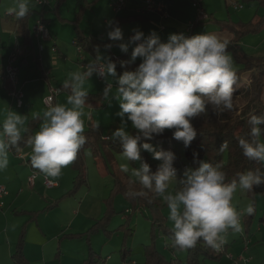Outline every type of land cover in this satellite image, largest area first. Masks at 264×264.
<instances>
[{
    "label": "clouds",
    "instance_id": "1",
    "mask_svg": "<svg viewBox=\"0 0 264 264\" xmlns=\"http://www.w3.org/2000/svg\"><path fill=\"white\" fill-rule=\"evenodd\" d=\"M29 4L30 0H15V7L9 12L18 19L24 18L29 14ZM108 29V40L119 42L122 52L127 53L129 46L135 45L130 59L119 62L120 68L128 69L138 59L141 62L134 70H124L117 76V64L98 54L82 70L69 73L63 87L70 89L67 97L70 107L50 106L43 113L40 129L26 141L31 148V166L53 183L61 176L62 169L77 159L87 142L83 109L89 92L85 83L94 74L105 79L114 77L115 93L112 82H107L102 93L109 104L110 98L119 103L116 116L120 118V125L112 138L119 142L125 160L140 162L139 168H130L127 163L120 165V171L129 176L128 195L148 197L151 193L162 199L173 225L174 247L186 250L202 240L213 250L221 251L228 230L241 231L242 213L232 203L234 194L238 189L251 191L254 186L264 184V172L259 168L247 170L238 173V179L226 182L220 163L197 160L198 154L193 153V162L198 167L186 168L183 178L177 181L175 154L142 141H151L165 130H171L172 139L188 148L197 137L192 124L194 118L205 113L208 106L220 111L232 109L237 74L227 42L214 33L172 34L167 42H161L155 32L145 38L138 30L125 42L118 22L109 21ZM112 46L104 45L105 49ZM96 51L99 53V46ZM128 122L135 132L126 130ZM24 124V116L11 110L0 124V171L8 167L9 151L20 150L21 132L26 131ZM249 124L250 132L238 138L239 147L249 160L264 165V142H260L264 135V116L253 115ZM95 127L99 128L98 122ZM227 148L224 142L219 150L223 152ZM142 152L160 161L156 171L142 159ZM174 181L179 186L169 191ZM244 211L251 215L254 210L248 206Z\"/></svg>",
    "mask_w": 264,
    "mask_h": 264
},
{
    "label": "rangeland",
    "instance_id": "2",
    "mask_svg": "<svg viewBox=\"0 0 264 264\" xmlns=\"http://www.w3.org/2000/svg\"><path fill=\"white\" fill-rule=\"evenodd\" d=\"M0 2L1 6L15 5V0H0ZM226 2L227 7L222 0V14L216 18L235 22H239V18H244L246 21L241 22L258 23L260 21V26L257 25L252 33L240 36L237 42H232V36L228 32L217 28L213 21H204L194 26L191 36L214 33L222 40L235 46V52L238 55L252 58L263 57L264 0H226ZM82 4V0H65L62 4L64 6L62 17L65 16L68 19V21L63 19L67 24V28L64 29L73 32L74 38L78 34L83 36L81 31L84 29V25L79 26L78 22L75 23V15L79 5ZM233 5H242V8L234 10ZM37 18L44 17L38 13ZM49 19L54 20L52 22L57 21L56 14ZM109 44L113 45L111 49H105L103 45L99 48L98 54L109 58L110 50L115 54L120 51L113 43ZM19 48L22 49L20 46ZM84 52L88 63L93 57L88 54L86 49ZM228 52L231 54L235 72L239 73L244 84L248 85L250 78L256 73L244 70L245 64L237 62L232 51ZM118 58L120 59V57ZM136 62L141 61L138 59ZM123 71L122 69L119 73L122 74ZM115 79L107 77L102 82H97V76L94 74L93 78L85 83V88L89 92L83 109L85 113L83 117L84 134L87 137V142L78 153L83 162L82 178L79 171L74 169L71 164L62 169V174L56 181L61 183L60 188H47L43 184L37 186L35 188L36 193L38 192L37 196L27 205V208L32 211L20 212V215L13 218L20 222L19 237H21L18 239L23 242L22 237L25 238V230L28 225L30 229L36 228L40 234L52 239V246L48 248V256L54 253V256L58 257L60 253H63L66 258L73 256L78 258L81 263L87 259L91 260L92 264H143L146 259L145 247L151 245L170 264H187V250L172 248V239L165 232L171 230L173 225L168 219L169 210L162 199L160 198L162 205L159 211L154 213L146 208H134L133 204L114 188L113 180L114 177H117L129 190V176L120 171L121 164L127 163L130 168H139L140 166L139 161H127L122 157L121 151L113 150V145L118 142L113 140L112 135L120 125V118L116 116L120 108L115 98H110L109 104V101L102 97V93L107 82L113 83V93H115ZM262 82L261 102H256V106L262 105L264 109V76ZM63 92L67 93V91ZM238 104L239 108L244 105ZM97 122L99 123L98 129L95 127ZM126 130L130 133L135 132V129L131 127V122H128ZM164 134L172 133L171 130H165ZM90 141L92 146L87 145ZM143 142L157 146L154 141ZM260 142H264L262 137H260ZM93 148L97 149V153L100 152L99 156L106 164L107 171L103 168L104 165L101 161L98 164V157H94ZM141 156L151 168L157 170L160 161L154 160L147 152H142ZM179 157L184 166L193 168L185 159L182 150L179 151ZM203 161L206 160L203 159ZM26 163H29V160ZM183 172V168L177 172V181L183 178ZM18 173L21 174V172ZM73 180H75V184H73ZM37 181L38 179L35 182L37 183ZM178 186L175 181L170 183L169 191H174ZM135 187L139 188L140 186L136 184ZM22 188L25 192H34L28 186ZM232 203L242 213L241 231L233 232L229 229L225 235L226 243L223 247L226 246V251L224 254L215 258L199 255L196 259L197 264H242L241 261L240 263L237 261L239 257L248 260V262L244 261L246 264H264V224L260 221L264 213L263 196L261 194L249 196L247 190L238 189L233 196ZM248 206L254 210L251 215L244 211ZM55 208L61 209L62 214H47ZM75 217L83 220L81 227L69 224ZM158 218H164L161 227L153 224ZM40 229H43V232H40ZM57 246L59 250L56 251ZM227 256H231V258Z\"/></svg>",
    "mask_w": 264,
    "mask_h": 264
},
{
    "label": "crops",
    "instance_id": "3",
    "mask_svg": "<svg viewBox=\"0 0 264 264\" xmlns=\"http://www.w3.org/2000/svg\"><path fill=\"white\" fill-rule=\"evenodd\" d=\"M82 1L83 4L79 5L78 12L75 15V21H78L79 26L84 25L81 33L88 41L86 50L93 57L92 60L98 55L96 51L97 46L100 48L105 44L113 43L107 38L109 21H120L118 24L122 29L125 42L134 35V30L143 32L145 38L155 32L161 42H167L170 35L178 34L182 31L187 23L193 21L196 14L191 0H154L161 1L167 5V16L164 18L158 13L142 11L144 0H124L122 9L117 13L113 11L111 6L116 0ZM198 1H200L209 15L210 20L208 19L207 21H213L217 28H219L216 24L218 20H225L231 23H245L241 21H246L244 18H239V22L216 18L222 14L221 4L224 3L227 7L226 0H223V3L222 0ZM64 2L65 0L60 2L50 0L49 6L41 7L34 0H30L29 14L19 19L14 13L9 12L10 8L15 7L14 4L1 6L0 2V124H2L11 110L24 116L25 129L30 121L35 120L36 125L32 134L34 135L43 123V113L50 107L43 103V99L49 95L50 88L52 87L60 88L61 93L54 96L51 106L64 104L70 107V105H67L70 89L63 87L64 81L68 78L69 73L82 70V66L87 64V57L84 50H82L81 55L78 53L77 47L74 44L75 38L73 32H68L67 29H64L65 27L67 28L65 21H68L65 16L62 17L64 8L62 4ZM237 6L239 5H233L232 8L234 10L241 9L235 8ZM37 12L41 17L47 18H42L48 33L46 38L37 37L33 32L34 22L38 20ZM55 14L57 21L52 22L54 20H50L49 18H53ZM21 21L24 22L22 23ZM193 30L192 32H194ZM23 32H26V34L23 35ZM228 33L232 36L233 40L234 34ZM104 38L106 39L102 40ZM118 43L115 42L113 44L116 48L120 49ZM134 47L135 45H130L127 53L122 52L120 49L115 54L111 53L110 50L109 58L112 62H115L113 60L114 56L124 57L128 60ZM14 48H19L22 51V55L18 57L15 63L18 78L16 88L23 93V105L21 108H17L15 99L7 95L1 80L3 67ZM52 49H55V51L53 52ZM115 63L117 64V62ZM119 74V71H117V76ZM109 78L111 79V76ZM63 91H67V93ZM24 132L22 131L21 135ZM30 156L31 148L27 145L20 148L17 152L10 150L8 167L0 171V185L7 192L0 199V201L2 200L0 202V264H17L12 259V255L15 253L17 244L19 243L20 222L13 218L18 214L20 215V212L32 211L27 208L28 202L37 196L38 192L36 193L35 188L41 184L44 185L45 176L31 166ZM28 160L29 163H26ZM97 161L100 164L99 160ZM32 171L39 172V175L35 179V181L38 179L37 183L34 181V184L30 186L25 182H27ZM18 172H21V174ZM56 181L53 182L55 183L53 188H60L61 183ZM24 186H28L34 192H25L22 188ZM62 212L61 209L55 208L47 212V214H62ZM69 224L81 227L83 220L75 217L72 218ZM25 231V238L22 237L24 264H81L78 258L73 256L66 258L63 256V253H60L58 257H55L54 253L48 256V248L52 246V239H48L46 236L40 234L36 228L34 230L30 229L28 225ZM40 232H43V229H40ZM224 249H226V246ZM57 250H59L58 246ZM238 259L237 261L240 263ZM246 261L248 262V260ZM241 262L242 264H246L243 261Z\"/></svg>",
    "mask_w": 264,
    "mask_h": 264
},
{
    "label": "trees",
    "instance_id": "4",
    "mask_svg": "<svg viewBox=\"0 0 264 264\" xmlns=\"http://www.w3.org/2000/svg\"><path fill=\"white\" fill-rule=\"evenodd\" d=\"M56 2H60L62 0H55ZM211 18V16H210ZM210 20V19H209ZM22 23L24 21H21ZM78 21H75L77 23ZM120 23V21L118 22ZM216 24L220 29L226 30L231 34H234V38L232 42H237L240 36L252 33L257 25L260 26V21L258 23L245 22V23H231L225 20H218ZM26 32H23L25 35ZM87 39L79 34L76 35L74 44L76 47L84 50L87 48ZM227 50L232 51L234 56L239 63H244V70H249L255 72V75H252L250 78V83L248 85L244 84V81L241 79L239 73L237 74V82L234 85L235 93L233 97V107L230 110H215L213 106H208L207 111L201 116L196 117L192 120V124L194 128L197 130V137L192 142L191 146L185 148L181 141H176L172 139V134H163L160 136H155L151 141H154L158 148H163L164 150L172 151L176 160L174 161V167L177 169V172L184 167L181 163L179 157V151L182 150L185 159L190 163V165L195 168L198 167L197 163H194L193 153L198 154L196 159L203 160L216 164L220 163L222 165V170L226 173V182H230L233 179H238L237 174L245 172L247 170H255L259 168L262 172H264V165H261L258 162L251 161L247 157L243 155L242 149L239 147L238 138L244 136L245 134L250 132L251 125L249 124V120L253 115L264 116V109L261 106H256V102H261L260 97L262 94V77L264 76V56L261 58H252L245 57L236 54L235 48L230 43H227ZM122 60H127L126 58L120 57ZM139 63L132 65L128 69L123 70H134ZM117 71L121 72L119 63H117ZM238 103H242V108ZM36 122L35 120L30 121L26 126V131L21 135L22 140L20 142V148L26 146V141L33 134V130L35 128ZM264 127V126H262ZM264 140V135L261 136ZM251 139V137H248ZM110 141V139H108ZM224 142H227L228 148L227 150L221 152L219 150L220 145ZM113 145V150L121 151L122 148L118 142ZM87 145L92 146V142L90 141ZM86 145V146H87ZM13 152H17L15 148L11 149ZM94 157H98L97 160L102 162L105 170L107 171V166L103 162L102 157L97 153V149L93 148ZM73 168L78 170L81 178H82V167L83 162L81 158L77 155V159L72 163ZM152 171H155V168H151ZM114 185L115 189L122 193L127 200L133 204L134 208H146L154 213H157L161 207L160 198L155 197L153 194L149 193L148 197H133L128 195V189L124 186V184L117 178L114 177ZM73 184H75V180H73ZM140 188V187H139ZM139 188H137L139 190ZM255 194H261L264 198V184L259 186H254L251 191H248L249 196H253ZM260 221L264 224V213L261 217ZM164 218H158L153 222L154 226L161 227L163 225ZM166 227V226H164ZM166 229V228H165ZM166 234L172 239L173 245V233L171 230L165 231ZM130 234V233H129ZM22 247L23 242L19 240L17 244V248L15 253L12 255L13 260H15L17 264H24V259L22 255ZM146 259L143 264H170L169 261L164 259L157 250L148 245L145 247ZM176 248V247H172ZM187 250L186 262L187 264H197V256L203 255L206 257L215 258L216 256H221L224 253H216L215 250L208 247L202 240L197 242V244ZM226 251V249H225ZM81 264H92L91 260H84Z\"/></svg>",
    "mask_w": 264,
    "mask_h": 264
},
{
    "label": "built area",
    "instance_id": "5",
    "mask_svg": "<svg viewBox=\"0 0 264 264\" xmlns=\"http://www.w3.org/2000/svg\"><path fill=\"white\" fill-rule=\"evenodd\" d=\"M34 2L38 6H41V7H46V6H49V4H50V0H34ZM191 4L195 8V11H196L195 17H194L193 21L187 23L185 25V28L182 29V31H180L178 34L183 33L186 36H191L193 27L196 24L202 23V22L207 21L209 19V15L207 14L205 9L201 5L200 1L191 0ZM123 5H124V0H116L115 2H113L111 4L113 11L116 13L122 9ZM235 8H242V6L239 5ZM142 11L158 13L161 15L162 18H164L167 16V5L161 1L144 0ZM33 32H34L35 36H37V37L46 38L48 36L47 29L45 27V23L42 19H38L37 21H35V24L33 26ZM77 50H78V53L81 55L82 49L77 47ZM52 51L54 52L55 49H52ZM21 55H22V51L19 48H14L13 51L11 52V54L9 55L7 62L5 64V66L3 67V72L1 74V80H2L3 85H4V89L7 92V95L9 97L15 99L17 108H21L23 105V102H22L23 93L21 92V90L16 88L18 78H17V67L15 65L18 57ZM113 60L117 63H119L121 61L118 57H115ZM96 76H97V79L101 82L105 78V77H101L97 74H96ZM105 87H106V85H105ZM60 92H61V90L59 88H54V87L50 88V93L48 96H46L43 99V103L48 107L51 106L54 96L58 95ZM186 168L187 167L184 166L183 170H185ZM37 176H38L37 171L31 172L30 176L27 179V182L30 186H32L34 184V181L37 178ZM44 185H45V187L50 188V187H54L55 183H49L48 179L46 177H44ZM6 194H7V192H6L5 188L2 185H0V199L3 196H5ZM215 252L216 253H224L225 249L223 247V249L221 251L215 250ZM227 257L231 258V256H227ZM238 260L243 261V262L246 261V259H244L242 257H240Z\"/></svg>",
    "mask_w": 264,
    "mask_h": 264
}]
</instances>
